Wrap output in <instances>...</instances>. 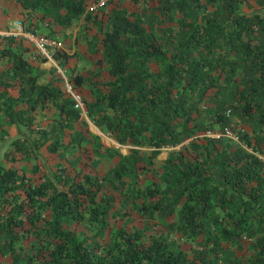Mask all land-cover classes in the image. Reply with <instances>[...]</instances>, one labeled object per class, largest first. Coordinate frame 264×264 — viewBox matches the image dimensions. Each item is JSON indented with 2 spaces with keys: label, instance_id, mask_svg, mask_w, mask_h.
Returning <instances> with one entry per match:
<instances>
[{
  "label": "trees",
  "instance_id": "16d2710c",
  "mask_svg": "<svg viewBox=\"0 0 264 264\" xmlns=\"http://www.w3.org/2000/svg\"><path fill=\"white\" fill-rule=\"evenodd\" d=\"M163 1L181 8L199 3ZM204 1L212 4L215 0ZM139 3L20 0L29 20L44 22L49 32L78 22L86 34L101 33L94 49L101 55L95 62L107 64L109 78L102 82L75 75L72 82L75 87L84 82L89 86L92 100L83 99L87 117L117 144L129 145L130 154H137L134 147L150 148V161L159 148L199 130V110L193 118L190 113L184 116L187 96L197 86L198 77L216 74L207 84L215 86L221 75H232L235 64L245 61L252 62L255 80L248 79L245 89L237 85L235 90L243 97L245 113H255L264 122V4L249 15L240 13L230 19L229 13L219 24L198 23L194 18L179 21L185 34L174 50L166 52L151 37L150 28L148 33L145 16L135 8ZM25 28L30 29L29 25ZM15 40L0 37V57L8 59L0 68V78L9 75L0 80V102L10 99L12 105L9 109L0 104V116L10 120L19 118L21 106L34 109L49 102L57 104L52 89L35 81L30 56L21 54L28 48ZM198 49L202 57L189 59L186 51ZM200 65L205 67L203 71ZM8 88L16 92H10L12 98ZM58 110L65 120L75 122L79 117L73 109L60 105ZM214 141L195 137L171 151L163 161L162 180L154 178L138 185L134 179L127 195L132 201L149 199L147 204L140 202L143 227L123 232L109 228L107 248L98 243L108 224L109 203L102 190L109 188L104 175L74 172L69 176L59 170L31 186L14 169L0 166V191L12 194L18 185L24 187L22 197L11 195L0 202L2 249L13 264H264V140L250 144L244 139L251 152H244L241 158L225 149L209 153L206 143ZM120 159L111 173L117 179L125 174ZM172 205H179L181 224L171 229L150 227L154 217ZM68 224L84 225L88 234L81 236ZM146 229L150 233L144 241L141 231Z\"/></svg>",
  "mask_w": 264,
  "mask_h": 264
},
{
  "label": "rangeland",
  "instance_id": "374dc122",
  "mask_svg": "<svg viewBox=\"0 0 264 264\" xmlns=\"http://www.w3.org/2000/svg\"><path fill=\"white\" fill-rule=\"evenodd\" d=\"M8 1L13 5L12 7L10 5L6 8L9 6L7 1L0 0V37L3 36L1 32L6 30L11 22L17 20L21 23L24 32L29 33L33 38L49 39L50 46L47 47V51L51 53L63 75L56 71L50 62L36 53L31 40L23 36H11L17 39L16 44L25 45L28 51H31L28 56L32 59L31 62L36 63V65L30 63L31 73L35 75V80H40L39 77H41V85L52 89L57 104L49 102L43 106L37 105L34 109H29L26 105L21 106L19 113L15 112L19 118L15 117L12 120L10 117L0 116V166L14 169L15 174L22 178L23 183L29 181L31 186L37 181L47 179L49 174L59 170L69 176H72L74 172L104 175L109 190L105 187V190H102V196L109 203V211L106 218L108 224H105L107 227H104L98 239L101 247L107 248L110 245L108 230L111 227L122 232L134 228L142 229L140 216L142 208L140 206L141 203L147 204L149 199L140 197L132 201V198L127 195V188L133 184L134 179L137 180L138 185L154 178L162 180L163 161L171 151L178 150L183 145L186 146L192 138L210 137L216 141L212 144L206 143L209 153L214 154L216 150L225 149L226 153H233L237 158H241L244 152H251L250 146L245 143L244 139H247L250 144L264 140V122H260L255 113H245L243 97L239 96L238 90H235L237 85L240 89H245L244 85L248 79L255 80L256 72L252 62L245 61L235 64V71L232 75H221L214 81L215 86H207V84L210 77L217 78L216 74L212 76L202 74L198 77L197 86L193 87L191 95L187 96L184 116L190 113L193 118L199 110L201 115V123L197 127L199 130L181 135L178 141H171L159 148L150 161V148L134 147L138 151L137 154H130L129 145L117 144L87 117L83 99L84 101L92 100L89 86L84 82L79 87H75L72 82V77L75 75L87 80L102 82L109 78L107 64L95 62L101 55L99 51H94L95 45L102 36L101 33L86 34L78 22L66 29L49 32L44 22L29 20L27 14L25 15L28 12L22 9L20 0ZM129 4L130 2L127 1L125 5L129 6ZM263 4L264 0H215L212 4L199 0L197 5L189 4V8H181L172 5L169 1L140 0L135 8L145 16L148 24L146 27H148V33L150 28L151 37L156 39L166 52H169L175 49V45L185 34V31L178 27L179 21L194 18L198 23L210 21L219 24L225 21L229 13L230 19L240 13L249 15L253 11H260ZM30 13L32 14L31 11ZM27 25L30 29L25 28ZM218 43L219 38H216L214 46L216 51L220 50ZM202 54L201 49L186 51V55L192 61L201 58ZM209 60H213V55L209 57ZM41 63H45L43 67L46 69L38 74L37 64ZM204 68L200 65L202 71ZM185 79L187 82L188 77ZM67 86L71 89L68 90ZM11 93L15 95L16 92L12 90ZM73 97L79 98L85 112L75 122L71 119L65 120L64 115L58 113L60 105L65 110H72ZM248 100L251 102L252 98ZM0 104L3 108L11 109L12 107L10 99H5ZM14 107L17 109L19 106L14 105ZM217 114L223 119L217 118ZM177 130L176 127L175 131ZM120 157H125V159L121 160ZM119 159L120 162L122 161L121 168L125 170V174L117 179L112 177L111 173L113 168L119 166ZM213 170L217 174V169ZM135 173L139 174L135 176ZM105 184L104 180V186ZM23 188L18 185L12 194L5 190L0 191V202L11 195L22 197ZM104 205L107 206V204ZM179 218V205H172L156 215L154 224L150 227L175 228L181 224ZM68 225L78 231L81 236L84 232L88 234L84 225ZM149 233V229L141 231V238L146 241ZM0 264H13L2 249L1 240Z\"/></svg>",
  "mask_w": 264,
  "mask_h": 264
},
{
  "label": "built area",
  "instance_id": "2783aa9c",
  "mask_svg": "<svg viewBox=\"0 0 264 264\" xmlns=\"http://www.w3.org/2000/svg\"><path fill=\"white\" fill-rule=\"evenodd\" d=\"M3 35L5 36H23V37H27L29 40L32 41L34 49L36 51L37 54H39L40 56H42L46 61L50 62L55 68L56 71L60 72L62 74L61 69L57 66V64L55 63L54 59L52 58L51 53H49L47 51V47L50 46V40L46 39V38H33L32 35H30L29 33H25L23 30V27L21 25V23L17 20L13 21L10 23V25L8 26V28L6 30H4L3 32H1ZM63 75V74H62ZM68 90H70L71 88L69 86H67ZM72 109L74 111H76L79 116H82L85 114L82 103L80 102L78 97H73L72 99ZM3 216V213L0 212V217Z\"/></svg>",
  "mask_w": 264,
  "mask_h": 264
},
{
  "label": "crops",
  "instance_id": "0c3cea01",
  "mask_svg": "<svg viewBox=\"0 0 264 264\" xmlns=\"http://www.w3.org/2000/svg\"><path fill=\"white\" fill-rule=\"evenodd\" d=\"M7 1V4H9V6H6V8H9L11 3L8 0H4ZM13 5H11L12 7ZM7 10V9H6ZM1 49V48H0ZM31 51H25V52H21V54L25 57V55H29ZM8 62V59L6 57H0V68L3 67V64H6ZM32 65H36L35 62H30ZM43 65H45V63H41V64H37V73L39 74L40 71H45L46 67H43ZM1 72V71H0ZM40 76V75H39ZM9 77L8 74H5L2 76V79L0 78V80H6ZM37 79V78H36ZM40 80H35L37 83L41 84V77H39ZM12 90H10V88L7 89V94L11 96L10 92ZM15 91V90H13ZM2 100V99H1ZM5 100V99H4Z\"/></svg>",
  "mask_w": 264,
  "mask_h": 264
}]
</instances>
